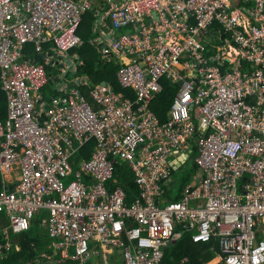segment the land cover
<instances>
[{
    "label": "built area",
    "instance_id": "obj_1",
    "mask_svg": "<svg viewBox=\"0 0 264 264\" xmlns=\"http://www.w3.org/2000/svg\"><path fill=\"white\" fill-rule=\"evenodd\" d=\"M93 4L0 0V236L2 217L17 233L46 211L52 252L34 264H109L120 250L126 264H163L189 226L197 243L220 240V264H264V0H112L117 27L150 19L95 38L127 93L75 75ZM60 70L74 75L48 94ZM165 80L180 90L163 123L153 105ZM172 155L193 156L201 174L176 202L166 198ZM120 162L139 191L130 204ZM9 248L0 244L2 258Z\"/></svg>",
    "mask_w": 264,
    "mask_h": 264
},
{
    "label": "trees",
    "instance_id": "obj_2",
    "mask_svg": "<svg viewBox=\"0 0 264 264\" xmlns=\"http://www.w3.org/2000/svg\"><path fill=\"white\" fill-rule=\"evenodd\" d=\"M97 21L98 17L94 10H90L84 15L83 23L81 24L79 29V34L83 37L85 42L81 45V47H78L76 49L77 53L80 55L81 60L84 63L78 65L77 75H88L94 83L107 81L111 83L116 90L127 93L126 90L122 89L119 86V83L117 81L116 70L118 66L114 65V63H104L101 60L102 54L99 51V54L93 57L92 48L94 45L90 43L89 40L96 37L97 35L94 29L95 24H97ZM45 49L48 50L47 45H45ZM29 51V55L31 57H35L38 61H43L44 55L35 53L33 44L29 45ZM90 52H92V54ZM101 63L103 64L102 66L99 65ZM86 64H88V66H86ZM95 64H98L96 68L93 67V65ZM164 86L165 89L163 93L159 95V97L157 98V102L153 105L154 110L156 111L158 117L163 123L169 120V110L180 90V85L175 84L171 81L165 80ZM47 92L48 94H53L56 93V90L51 85L47 89ZM84 94L88 97V92L86 90H84ZM4 96H6V93L0 88V121H4L7 118V97L6 105L1 104V102L3 101L2 97ZM94 145V141H92L88 145L89 151L94 148ZM86 156L89 157V155ZM182 168H179L178 170L174 171V181L170 184L169 195L170 198L173 195L175 201H179L181 199V197H177L176 193H180L183 189L185 190L188 185H192L195 183L192 179V174L189 178L185 180L177 176V172L180 171ZM198 168V166H194L193 172H197ZM115 176L120 186H122L125 191L127 197V204L132 203L139 195V191L134 183L133 174L130 170H128L126 164L120 162L116 166ZM10 187L13 188V186ZM3 188L4 183L2 182V176L0 172V190H2ZM46 215L47 212L43 211L42 213H40L39 216L33 218L29 229L17 233H14L11 230L8 219L6 217H2L1 226L2 228H7L9 230V233L8 237H4V234L2 233V235L0 236V244H2L3 246L9 244L10 248L9 250H3V254L6 256L2 258L0 255V264H34V260L41 255V252H52V249H50L49 247L53 244V238L49 236L47 228L42 226V221L46 219ZM217 243L220 247L219 239L214 238L212 241L207 243L208 245L205 246L210 247L214 246ZM198 245H201V243L195 244L193 240L189 236H187L184 240L181 241L179 247L182 248L186 246ZM219 250H221V248ZM178 251V249H168L166 251L163 264H178V262L180 261ZM194 251V249L189 247L187 249V254L193 253L194 256ZM59 264H75V262L71 259H68L66 261L60 262ZM190 264H194V262L192 261Z\"/></svg>",
    "mask_w": 264,
    "mask_h": 264
},
{
    "label": "crops",
    "instance_id": "obj_3",
    "mask_svg": "<svg viewBox=\"0 0 264 264\" xmlns=\"http://www.w3.org/2000/svg\"><path fill=\"white\" fill-rule=\"evenodd\" d=\"M0 75H1V69H0ZM0 88H1V79H0ZM2 89V88H1ZM3 90V89H2ZM4 91V90H3ZM5 92V91H4ZM6 97L7 96H4L2 97L3 101L1 102V104H5L6 105ZM7 113L6 115H8V105H7ZM186 164H184L183 166L179 167V168H182V167H185ZM128 170H130L128 168ZM176 177V175H175ZM200 177H201V174L200 173H197V172H193L192 173V179L194 181H198V179L200 180ZM199 182V185L198 187L200 186V181ZM198 182L196 184H198ZM167 190V194H166V198L169 199V201H175V198L174 196L172 195L171 198H170V185L167 186L166 188ZM177 197L181 199L179 201H181L182 199H184L187 195L186 193V189L182 190L180 193H176ZM177 232H178V237H177V240H175L174 242L170 243L166 249H165V255H166V251L168 249H178V255L180 256V261L178 262V264H190L192 261L194 262V264H220L219 263V260H218V256H219V252H220V248H221V244H220V247H219V244H215L214 246H210V247H207L205 245H208L207 243L208 242H201V245H198V246H186V247H182L180 248V243L182 240H184L187 236H189L193 242L195 244H199L197 242L194 241L193 239V231L191 229V227L189 226H184V227H179L177 229ZM220 241V240H219ZM191 247L192 249H194L195 251V255L193 256V253L191 254H187V249ZM165 258V256H164ZM102 260V259H101ZM108 262L109 264H126V261L123 257L122 254H114L110 259H108Z\"/></svg>",
    "mask_w": 264,
    "mask_h": 264
},
{
    "label": "clouds",
    "instance_id": "obj_4",
    "mask_svg": "<svg viewBox=\"0 0 264 264\" xmlns=\"http://www.w3.org/2000/svg\"><path fill=\"white\" fill-rule=\"evenodd\" d=\"M112 0H103V2L101 3V5H99L98 7H97V10L100 12V13H104V14H106L107 12H109V11H111L112 12V14H110V15H108L107 16V19L109 20V21H114L112 18H113V11H114V9L113 8H111L110 9V2H111ZM155 16H157V14L155 15ZM148 20H150V19H147V20H145V21H139V22H132V23H130V24H128V25H124V26H120V27H117L116 26V24L114 23V25H111V23L109 22V24H107L106 23V20H104V18H99L98 19V21H97V24L98 25H101V26H103V29L102 30H95V32L97 33V35H96V37H94V38H92V39H94V41L93 42H91L92 44H95V45H97V42L95 41V38L97 39V38H103V36H104V38H106V39H109L111 36H112V34L113 33H115V32H118L119 34H127V33H129V32H133V31H135L137 28H138V26L139 27H143V23L145 22V23H148ZM106 23V24H105ZM104 25H106V26H104ZM138 32L139 33H141V30H138ZM78 54V53H77ZM113 54H115V53H113ZM112 54V55H113ZM79 55V54H78ZM101 60H102V58H101ZM80 61H82L81 60V57H80V55H79V58L76 60V63H78V65L79 64H81V63H83V62H80ZM66 62H68V61H66ZM104 62V61H103ZM104 63H114V62H112V61H107V60H105V62ZM114 65H116V64H114ZM78 68V67H77ZM59 74H60V76H57L56 78H59V81H57L56 80V78H55V80L53 81V82H55L54 84V86H53V88L56 90V85H57V88L59 87L58 85H61V84H64V82H66L67 81V79H71L72 78V76L74 75L73 73H72V71H67V72H65V73H63L61 70H60V72H59ZM64 74H67L66 76H64ZM75 75H77V70H76V73H75ZM79 75V74H78ZM71 76V77H70ZM80 76H88V75H80ZM89 77V76H88ZM89 79H90V77H89ZM91 80V79H90ZM56 82L58 83V84H56ZM62 82V83H61ZM91 82H92V80H91ZM102 82V81H101ZM84 90H86L88 93H89V90L87 89V85L86 84H84V83H82V84H80V95L82 96V95H84L85 96V94H84ZM58 93H60L59 92V89L58 90H56V93L55 94H58ZM7 105H8V98H7ZM7 119V118H6ZM200 136V135H199ZM199 136H197V137H199ZM192 147H196V143L194 142V141H192ZM193 157V156H192ZM194 157H195V154H194ZM177 156H173L172 157V162L174 163V168L172 169V180H171V182L169 183V185L174 181L173 180V177H174V171L175 170H178L179 169V167H181V166H183V165H179L178 163L179 162H176L175 163V161L177 160ZM191 159V158H190ZM190 159L186 162V163H184V164H187L189 161H190ZM195 166H198L196 163H195ZM197 173H200V169L198 168V171H197ZM257 242H258V239H257ZM257 242H256V244H255V246L257 245ZM120 251H122V250H120ZM119 251V253L120 254H122L123 255V251H122V253ZM43 252H45V251H43ZM42 253V252H41ZM59 256L61 257V255L59 254ZM66 260H68V259H66ZM66 260H63L62 259V261H66ZM72 260V259H71ZM74 262H75V260H73ZM75 264H76V262H75Z\"/></svg>",
    "mask_w": 264,
    "mask_h": 264
},
{
    "label": "rangeland",
    "instance_id": "obj_5",
    "mask_svg": "<svg viewBox=\"0 0 264 264\" xmlns=\"http://www.w3.org/2000/svg\"><path fill=\"white\" fill-rule=\"evenodd\" d=\"M102 2H103V0H93V3H94V4H93V8H92L91 10H94V11L96 12L98 19L102 17V18H104V20H106V23H107V24H109V22H110L111 25H114V23H115L114 21H112V20L109 21V20L107 19V16L110 15V14H112L111 11L107 12L106 14H104V13H100V12L97 10V7H98L99 5H101ZM89 11H90V10H89ZM108 21H109V22H108ZM106 23H105V24H106ZM104 26H106V25H104ZM94 29H95V30H102V29H103V26L98 25V24H95ZM93 45H94V46H93ZM93 45H92L93 48H94V49L92 48V50H93V57H95V56H97V55L99 54L97 49L100 48V44L97 43V45H95V44H93ZM96 50H97V51H96ZM90 53L92 54V52H90ZM116 60H117L118 64H123V63L125 62L123 56L117 57ZM102 61H103V58H102ZM82 62H83V61H82ZM83 63H84V62H83ZM97 65H98V64H95V65H93V67L96 68ZM99 65L102 66L103 64L101 63V64H99ZM86 66H88V64H86ZM70 77H71V76H70ZM194 166H195V159H194V157H191L190 161L185 165V167L182 168L180 171L177 172V176H178L179 178L183 179V180L189 178V177L191 176L192 172H193Z\"/></svg>",
    "mask_w": 264,
    "mask_h": 264
},
{
    "label": "water",
    "instance_id": "obj_6",
    "mask_svg": "<svg viewBox=\"0 0 264 264\" xmlns=\"http://www.w3.org/2000/svg\"><path fill=\"white\" fill-rule=\"evenodd\" d=\"M66 61H69V58H66L65 59ZM67 74H64V76H66ZM56 80L57 81H59V78H56ZM62 83V82H61ZM105 82H102V84H104ZM180 161H182V162H180V163H178L179 165H184V163H186L187 162V160H186V158L184 157V156H181L180 157ZM121 253H122V251H120Z\"/></svg>",
    "mask_w": 264,
    "mask_h": 264
},
{
    "label": "flooded vegetation",
    "instance_id": "obj_7",
    "mask_svg": "<svg viewBox=\"0 0 264 264\" xmlns=\"http://www.w3.org/2000/svg\"><path fill=\"white\" fill-rule=\"evenodd\" d=\"M174 154V152H172ZM174 155H172L170 158H172Z\"/></svg>",
    "mask_w": 264,
    "mask_h": 264
}]
</instances>
